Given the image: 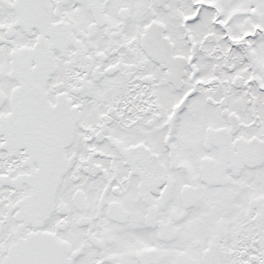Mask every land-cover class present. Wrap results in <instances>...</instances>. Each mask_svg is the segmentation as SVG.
<instances>
[{
    "label": "snow or ice",
    "instance_id": "obj_1",
    "mask_svg": "<svg viewBox=\"0 0 264 264\" xmlns=\"http://www.w3.org/2000/svg\"><path fill=\"white\" fill-rule=\"evenodd\" d=\"M0 264H264V0H0Z\"/></svg>",
    "mask_w": 264,
    "mask_h": 264
}]
</instances>
